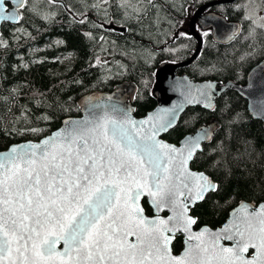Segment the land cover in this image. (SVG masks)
<instances>
[{
    "label": "snow or ice",
    "instance_id": "snow-or-ice-1",
    "mask_svg": "<svg viewBox=\"0 0 264 264\" xmlns=\"http://www.w3.org/2000/svg\"><path fill=\"white\" fill-rule=\"evenodd\" d=\"M109 2L98 0L92 7ZM118 7L126 17L129 9L141 11L133 0H119ZM24 10L35 11L29 0H0V21L22 20ZM245 19L264 29L253 15ZM0 45L6 42L0 39ZM215 87L196 88L188 102L215 109ZM161 112L166 115L135 121L113 106L119 118L105 112L99 119L72 122L41 143L0 153V264H264V204L257 210L242 202L233 213L239 222L220 232L191 231L197 219L189 215L190 206L220 190L209 175L190 167L204 154L201 142L214 139V130L189 136L180 147L165 143L157 136L173 126L175 114ZM211 152L209 165L228 176L251 162L257 149L226 129L215 137ZM260 155L264 159V149ZM145 196L155 219L144 215L140 200ZM165 209L172 213L166 218L159 215ZM177 232L199 243L173 255L170 245ZM249 249L250 257L245 255Z\"/></svg>",
    "mask_w": 264,
    "mask_h": 264
},
{
    "label": "trees",
    "instance_id": "trees-1",
    "mask_svg": "<svg viewBox=\"0 0 264 264\" xmlns=\"http://www.w3.org/2000/svg\"><path fill=\"white\" fill-rule=\"evenodd\" d=\"M203 1L133 0L141 11L137 14L129 9L126 17L124 9L118 7L119 0L101 3L98 9L92 7L98 0H65L67 8L49 0H29V7L35 11L24 10L17 25H2L0 39L6 46L0 45V150L49 134L64 118L81 114L78 100L83 94L109 91L124 81L137 86L135 114L146 115L157 104L152 90L158 65L186 60L195 51L197 42L189 36L187 25ZM239 1L215 9L228 19L243 20L241 33L223 44L214 41L210 31L198 28L204 38L200 55L179 72L196 80L233 79L244 83L249 70L264 60V29L243 18ZM107 23L123 26L125 31L109 30L104 27ZM254 27L255 33L250 35ZM247 104L230 89L216 100L214 111L188 108L177 126L164 136L179 143L211 118L221 123L214 139L205 144L204 154L192 164L220 185L219 191L210 192L192 209L199 225L218 227L241 201H264V159L260 155L264 125L251 116ZM29 128L42 131L34 134L27 131ZM226 129L246 137L257 149L251 162L246 160L228 176L208 163L215 137L222 136ZM145 208L152 213L147 202ZM183 245L179 236L173 248L179 252Z\"/></svg>",
    "mask_w": 264,
    "mask_h": 264
},
{
    "label": "water",
    "instance_id": "water-1",
    "mask_svg": "<svg viewBox=\"0 0 264 264\" xmlns=\"http://www.w3.org/2000/svg\"><path fill=\"white\" fill-rule=\"evenodd\" d=\"M237 0H211L208 1L201 6H199L194 14L191 17L190 21V30L188 31L193 37L197 40V46L195 48L194 53L192 56L180 62H163L160 63L156 69L155 74V83L152 90V94L157 100V104L155 108L149 111L144 116H137L135 114L136 107L134 105V99L137 92V86L133 81H124L116 85V87L109 91H92L86 94H83L78 103L81 107V115L78 116H69L63 119L62 124L54 129L50 134L40 138L39 140H28L17 142L10 145L8 148L4 150H0V153L7 152L13 146L19 145H27V144H36L41 143L44 139L52 136L58 131L62 129L69 128L73 126L72 122H82L86 119L94 120L99 119L102 117L105 112H108L114 115L116 118H119V113H112V107L115 106L123 111L127 112L131 118L135 121H141L147 119L149 116H156V115H166L162 113V109L174 111L175 114V121L171 128H169L165 132H160L157 136L158 140H162L165 143L176 145L180 147L183 141L189 136H195L200 133L204 129H208L212 131V135L214 138L215 133L221 127V123L217 118H211L209 121L201 123L195 131L185 135L179 143H173L165 139L164 135L167 134L170 130L175 128L184 114V112L190 107H203L207 110L214 111L216 109V100L226 93L228 90L233 89L237 91L243 98L247 100V107L248 111L251 116L255 119L260 120L264 125V60L254 65L248 72L246 81L244 83L236 82L233 79H229L226 81H219L217 79H203V80H196L193 79L188 73H179L178 70L184 69L185 67L193 64L200 52L203 48V37L196 29V24H199L203 30H211L212 38L214 41L218 43H229L235 39V37L240 33L242 28V22L239 20H230L224 14L219 13L215 10H210L211 8L218 6V5H229L235 3ZM56 2L61 3L62 5L66 6V2L64 0H56ZM13 6H9L10 10H12ZM20 21V20H19ZM19 21H0V35L2 34V24L4 22H8L11 24H18ZM115 28L117 30L121 29L119 27ZM122 30L125 31V28ZM236 33V35H233ZM212 83L216 87L212 90L213 92V100L212 103L215 105V109L207 108L204 106L203 103H190L188 100L190 99L188 93L191 92L192 96L196 95L195 89L208 84ZM148 128V125L144 126ZM212 140L202 141L201 146L204 148V145L210 143ZM199 153V152H198ZM193 171L201 172L200 170L194 169L192 164L190 165ZM205 172V171H202ZM206 175H209L205 172ZM210 176V175H209ZM210 178H212L210 176ZM213 179V178H212ZM214 180V179H213ZM215 181V180H214ZM216 182V181H215ZM217 183V182H216ZM218 184V183H217ZM209 194V193H208ZM206 194V196L208 195ZM205 196V198H206ZM205 200V199H204ZM197 201L194 205L190 206L189 215L195 217L197 219V223L191 226V231L194 233L202 232L204 229H209L210 232H220L225 226L231 227L233 223H238L236 217L233 216V213L240 207V204L248 203L253 208H259L260 204H264V201L259 202L256 204L255 202L241 201L237 206H235L229 213L228 218L226 221L218 226L213 227L211 225H199L198 218L192 214V209L199 203L203 202ZM144 202H148L149 206L153 209V214L147 213ZM141 206L145 209L144 215H146L149 219H155L157 213L150 203L149 197H142L140 200ZM172 213L165 209L164 211L160 212L159 215L162 217H167ZM177 236H182L184 238V247L180 252H175L173 250V243ZM130 240L134 241V237H130ZM205 241L210 239L209 236H205L203 238ZM187 241V243H186ZM199 241L195 239H188V233L185 232H177L175 233L174 238L171 241V250L172 254L176 256H180L184 253L188 244L195 246L198 244ZM222 243L226 244L227 246H231L232 242L230 241H222ZM61 249L63 248V244L59 246ZM253 250L249 249V252L245 255L250 257L252 255Z\"/></svg>",
    "mask_w": 264,
    "mask_h": 264
},
{
    "label": "rangeland",
    "instance_id": "rangeland-1",
    "mask_svg": "<svg viewBox=\"0 0 264 264\" xmlns=\"http://www.w3.org/2000/svg\"><path fill=\"white\" fill-rule=\"evenodd\" d=\"M206 1H209V0H204L202 3ZM245 5H247V8H245ZM239 6L243 8V14H244L243 18L244 19H245L246 14H251L253 15V19L256 20L257 25L264 23V21L259 19L260 16H264L263 0H240ZM250 22L252 23V21ZM112 25L113 23H107V24H104V27L109 30L123 31L122 29L117 30ZM253 26H256V25H253ZM121 28H123V26H121Z\"/></svg>",
    "mask_w": 264,
    "mask_h": 264
},
{
    "label": "flooded vegetation",
    "instance_id": "flooded-vegetation-1",
    "mask_svg": "<svg viewBox=\"0 0 264 264\" xmlns=\"http://www.w3.org/2000/svg\"><path fill=\"white\" fill-rule=\"evenodd\" d=\"M212 10H213V8H212ZM199 26H200L199 24L196 26V29H197V30H198Z\"/></svg>",
    "mask_w": 264,
    "mask_h": 264
}]
</instances>
